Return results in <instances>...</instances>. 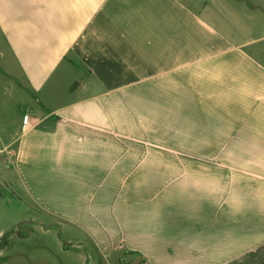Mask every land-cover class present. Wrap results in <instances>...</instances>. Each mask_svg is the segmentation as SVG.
<instances>
[{
  "label": "crops",
  "instance_id": "1",
  "mask_svg": "<svg viewBox=\"0 0 264 264\" xmlns=\"http://www.w3.org/2000/svg\"><path fill=\"white\" fill-rule=\"evenodd\" d=\"M4 216L0 264H264V0H0Z\"/></svg>",
  "mask_w": 264,
  "mask_h": 264
},
{
  "label": "rangeland",
  "instance_id": "2",
  "mask_svg": "<svg viewBox=\"0 0 264 264\" xmlns=\"http://www.w3.org/2000/svg\"><path fill=\"white\" fill-rule=\"evenodd\" d=\"M13 82H9L6 81V86L7 88H9L12 85ZM9 113H6V119H8L9 117H7ZM9 198V199H7ZM12 194L8 193L6 194V199L5 201L9 200L13 203L18 202V200L12 201ZM7 202V204L5 203V206L3 207L6 211H13V208L10 206V202ZM19 203V202H18ZM17 211V210H16ZM18 216L15 217H8V216H4V217H0V231H2L3 233H6V236L9 235L10 233H20L23 236H26L28 234V232H33V231H38L39 228H35L36 224L33 223H26V222H18L16 220ZM5 242V237L0 239V245L3 244ZM120 259V258H119ZM121 264V263H120Z\"/></svg>",
  "mask_w": 264,
  "mask_h": 264
},
{
  "label": "built area",
  "instance_id": "3",
  "mask_svg": "<svg viewBox=\"0 0 264 264\" xmlns=\"http://www.w3.org/2000/svg\"><path fill=\"white\" fill-rule=\"evenodd\" d=\"M31 126V117L28 115H25L22 117V129L26 130Z\"/></svg>",
  "mask_w": 264,
  "mask_h": 264
}]
</instances>
